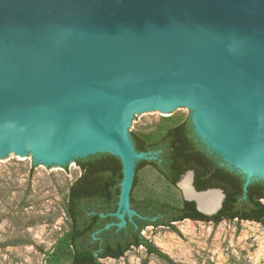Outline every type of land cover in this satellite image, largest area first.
<instances>
[{
    "label": "water",
    "instance_id": "95a60500",
    "mask_svg": "<svg viewBox=\"0 0 264 264\" xmlns=\"http://www.w3.org/2000/svg\"><path fill=\"white\" fill-rule=\"evenodd\" d=\"M187 107L208 149L264 180V0H0L1 163L118 155L122 227L136 162L156 158L134 147L137 115ZM186 175L184 199L216 213L223 190H197L192 170L180 187Z\"/></svg>",
    "mask_w": 264,
    "mask_h": 264
},
{
    "label": "trees",
    "instance_id": "16d2710c",
    "mask_svg": "<svg viewBox=\"0 0 264 264\" xmlns=\"http://www.w3.org/2000/svg\"><path fill=\"white\" fill-rule=\"evenodd\" d=\"M166 120L154 133L130 132L136 151L151 152L156 158L136 162L130 193V205L135 214L132 218L126 215V224L122 227L117 225L121 220L114 214L123 180L120 157L98 152L74 159L80 175L68 189L65 213L69 229L53 246L51 258L68 256L71 264H103L102 259H119L132 248L142 246L149 254L169 259L142 233L147 226L177 230L174 223L185 219L215 225L237 219L264 225V180L246 184L242 173L228 167L218 153L200 140L190 118L173 121L168 116ZM146 165L153 166L172 185H177L181 177L192 170L197 190H223L220 209L208 215L197 208L194 200L183 199L177 204L155 196L135 198L133 191L138 184V172Z\"/></svg>",
    "mask_w": 264,
    "mask_h": 264
},
{
    "label": "rangeland",
    "instance_id": "374dc122",
    "mask_svg": "<svg viewBox=\"0 0 264 264\" xmlns=\"http://www.w3.org/2000/svg\"><path fill=\"white\" fill-rule=\"evenodd\" d=\"M194 109L178 114L163 110L137 115L132 131L156 132L167 122L191 118ZM158 135V133H157ZM80 175L74 161L63 165L39 163L14 154L0 162V264H71L68 256L53 259L55 243L68 231L65 213L68 189ZM135 198L155 196L181 203L183 190L170 184L153 166L138 172ZM177 230L149 225L143 234L168 255L163 259L134 247L103 264H264V225L249 220L212 222L185 219Z\"/></svg>",
    "mask_w": 264,
    "mask_h": 264
},
{
    "label": "bare ground",
    "instance_id": "6f19581e",
    "mask_svg": "<svg viewBox=\"0 0 264 264\" xmlns=\"http://www.w3.org/2000/svg\"><path fill=\"white\" fill-rule=\"evenodd\" d=\"M197 120L198 122L200 123L201 127L207 132V133H210L209 131V128H207L200 120H201V117L198 115L197 116ZM184 193L191 197V196H194V192L192 190V187H191V178H190V175H186L182 182L180 183ZM220 198V195L219 193H216V192H210L207 196H205L204 198L202 197L200 200H201V204L205 205V206H211L213 205L214 203H216Z\"/></svg>",
    "mask_w": 264,
    "mask_h": 264
}]
</instances>
